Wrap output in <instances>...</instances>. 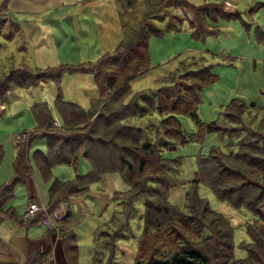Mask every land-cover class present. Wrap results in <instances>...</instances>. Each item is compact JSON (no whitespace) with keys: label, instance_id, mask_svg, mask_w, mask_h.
<instances>
[{"label":"rangeland","instance_id":"rangeland-1","mask_svg":"<svg viewBox=\"0 0 264 264\" xmlns=\"http://www.w3.org/2000/svg\"><path fill=\"white\" fill-rule=\"evenodd\" d=\"M188 1L194 5L206 2L210 11L203 23L213 32L194 36L193 27L189 24V20L194 17L193 10L187 8L180 12L176 0H133L129 7L123 5V0H0V81L10 70L18 67L31 72L58 64L82 63L93 64L94 67L105 51L110 54H129L131 41L127 40L133 39L136 32L139 34L142 29L150 30L153 27L163 30L161 34L149 36L147 49L150 68L145 75L131 80L132 94L123 98L126 102L138 93L136 98L141 103L140 93L145 92L153 109L142 116H130L125 123L142 130V143H167L161 146L160 151L162 159L171 166L167 177L174 182L168 188L167 199L181 210H187L186 192L192 185L199 156H207L212 148L226 154L228 158L240 153L259 156L258 151L253 154L245 144L255 132L258 138L264 135V37L259 40L255 37L259 33L256 28L264 33V0H227L228 4L225 0ZM216 6L222 7V11H216ZM178 16L182 17L181 21ZM169 21L178 23V28L165 29ZM121 39L126 43L116 48ZM203 66H211L210 71L216 72L217 78L213 82L201 83L196 113L201 121H215L219 129L200 134L198 123L191 115L170 113L178 119L181 134L166 136L160 127L165 115L155 111L157 90L173 85L178 80L180 87H185L181 81L197 83V76L184 74ZM107 69L112 70L113 66ZM53 71L55 69L50 72ZM177 84L161 89L162 94L182 92ZM57 89L64 100L78 104L85 111L91 110L83 119L84 124L89 123L90 126L96 117L95 113L129 112L123 107L119 109L117 92L107 91L99 98L98 87L93 74L89 72L64 71L59 81L46 78L31 85L11 84L0 92V177L11 169V157L17 151L15 141L26 142L31 133L28 130H35L36 123L30 108L33 103L45 101L54 120L49 126H42L36 134H44L52 127L59 128L61 120L54 104ZM187 95L194 97L192 91ZM178 98L182 102L183 98ZM231 98L244 104L240 113L233 112L231 108L226 109L225 104ZM111 99L117 101L112 103ZM227 113L237 114L239 121L230 120ZM102 122L96 121L94 127L105 135L104 141L93 142L91 147L103 149L93 155L104 160V154L110 147L108 137H111V130L104 132ZM257 146L264 150V142ZM22 148L27 149L26 145ZM35 149L45 151L44 138H34L27 150L30 171L35 175L42 204L62 201L65 210H71L76 205L64 225L75 234L71 243L76 246L79 264H132L137 240L143 235V195L146 199L151 198L150 189L143 195L135 192L130 195L132 189L120 173L107 171L80 191L64 194L55 189L49 197V188L56 180L75 181L77 175L90 170L91 164L79 152L75 164L56 163L44 178L33 158ZM220 156L223 164L228 163L225 157ZM105 164L110 167V164ZM239 165L237 169L243 172V180L250 183L247 187L251 197L262 196L256 203L259 213H256L258 216L255 221V213L245 205L235 208L226 200H220L203 182L193 183L196 193L207 201L210 209L230 219L232 253L236 259L247 255L242 244L251 240L245 225L253 220L252 225L264 227V187H252V184H258L254 175L257 171L246 164ZM151 183L153 187L157 186V183ZM17 187L22 194L17 192ZM11 194V202L17 208L24 207L28 201L25 184H15ZM44 195L47 197L44 198ZM199 217L206 222L215 218L211 214ZM62 218L53 223L56 224ZM216 223L222 224V221H212L211 227L215 228ZM168 225V231L173 230L171 224ZM187 228L190 231L183 233V238H186L185 235L190 237L186 238L188 243L206 251L211 264H237L233 258L226 259L219 255L216 243L220 239L215 230L205 229L204 236L198 238L194 230L201 228L194 224ZM156 230V227H151L150 236Z\"/></svg>","mask_w":264,"mask_h":264},{"label":"trees","instance_id":"trees-1","mask_svg":"<svg viewBox=\"0 0 264 264\" xmlns=\"http://www.w3.org/2000/svg\"><path fill=\"white\" fill-rule=\"evenodd\" d=\"M123 1V4L128 7L133 4V0ZM176 1L179 2V9L189 8L193 10L194 17L189 20V24L193 27L194 36H204L206 33L213 32L203 23L205 16L210 11V7L206 2L194 5L188 0ZM214 9L218 12L222 11V7L220 6H216ZM178 19L181 21L182 17L178 16ZM177 24L169 21L165 29L178 28ZM162 31L161 29L153 27L150 30L142 29L139 34L136 32V36L133 39L127 40V42L131 41L129 44V54H110L105 51L95 63H98V65L94 67L93 64L84 65L82 63L78 65L58 64L44 69L49 73L42 72L44 70L31 72L22 67L14 68L0 81V92L9 88L11 84L18 86L31 85L46 78H53L59 81L64 71L93 73L99 91V98L107 91L117 92V96H119L117 100L120 101L118 104L119 109L123 107L124 110H129V112H111L110 114L107 112L105 115V111L98 114L95 113L94 116L96 115V117L92 120V125L90 126L89 123L84 124L85 121L83 119L91 113V110L85 111L78 104L64 100L59 89H57L54 104L61 124L59 128L52 127L46 133L41 134V136L46 137V149L45 151L35 149L33 151V158L44 178L50 174L52 166L56 163L75 164L79 152L90 162V171L77 175L76 180L72 183L66 181V183L61 185L65 194L84 189L88 183L96 180L101 173L107 171H118L120 173L132 189L130 195L134 194L133 192L143 195V193H146L150 189L151 198L147 197L146 199L143 195L145 199L143 235L137 240L138 244L132 264H211L210 256L206 251L193 243H188L186 238L190 237L185 235L186 238H183V235L190 231L187 227L192 224L197 228H201L200 230H194V235L198 238L204 236L206 233L204 231L205 229L208 231L211 229L215 230L220 239L216 243L219 255L224 256V258L229 259L231 257L237 264H264V227L252 225L255 219H257L258 215L256 213H259L256 203L262 196L259 194L254 198L251 197V191L247 187L250 183L243 180V172L237 169L240 167V163L254 168L257 171L254 175L257 178L256 181L258 184H252V187H264V175H262L264 172V150L257 146L264 142V135L258 138L255 132L249 136L245 144L253 154H256L255 151H258L259 156L251 157V155L240 153L233 158H228L226 154L219 152L216 148H212L207 156H199L192 185L189 191L186 192V199L188 201L186 206L187 210H181L174 204L169 203L167 199L168 188L174 183L166 174L171 169V166L160 156L161 146L167 143L162 141L142 143L140 141L142 130L129 123H125L128 117L133 115L142 116L153 109V105L150 103L145 92L140 93L141 103L136 98L138 93L133 94V97L131 96L129 98H132L130 102H128L129 99L126 102L123 101V98L132 94L131 80L146 73L149 68L147 47L150 34H160ZM258 32L264 34L260 29H258ZM124 43L126 41L121 39L117 43L116 48L122 46ZM111 66H113V69L108 71L107 68ZM210 67L203 66L198 69L189 70L184 74L197 76V83L188 84L181 81L185 87H180L177 84V82L180 83V80H178L173 85L164 86L157 90L158 102L155 106V111L157 110L159 113L165 115L160 121V127L166 136H179L181 134L178 119L170 113L191 115L194 121L198 123V131L200 130V134L205 131L219 129L215 121H201L196 113L200 90L202 89L201 83L213 82L217 78V73L210 71ZM53 69L55 71L50 72ZM176 84L182 92L178 94L172 93L173 95L169 92L162 94L161 89L174 87ZM190 91H192L194 97L187 95ZM178 97L183 98L182 102L179 101ZM117 100L111 99L112 103ZM225 106L226 109L231 108L233 112L238 114L242 111L244 104L235 98H231ZM30 108L36 127L49 126V123L54 122L50 114V109L45 101L35 102ZM237 114L227 113V116H230L229 119L232 121H239ZM98 120L103 121L104 132H108L107 129L111 130V137H108L110 147L104 154V160L93 155L104 150L91 147L94 144L93 142L100 143L104 141L105 135L97 132V127H94ZM124 130L127 133H123ZM38 131L39 129L36 128L34 131H29L31 133L26 142L21 143L18 140L16 141L17 151L13 158L14 174L8 182L2 185L1 196L10 193L17 182H25L28 178L30 164L27 150L32 140L40 136L36 134ZM199 133L197 136L200 135ZM121 134H124L125 137ZM257 138V142H254ZM118 140L125 141L119 142ZM25 145L27 149L24 150L22 147H25ZM256 146L258 149H256ZM219 154L225 157L228 163L223 164ZM103 161L110 164V167ZM151 182L157 183V186L153 187ZM197 182H203L208 185L220 200H226L233 207L237 208L245 205L252 213H255L254 221L252 220L245 225L246 232L251 239L250 242L242 244L247 251L245 257L236 259L233 256L232 226L230 219L222 213L210 209L207 201L203 197L198 196L193 186V183ZM58 184L60 183L56 181L54 188ZM49 206L51 205L49 204ZM197 214L199 216L202 214H211L215 218H210L206 222L201 220ZM217 219H220L222 224L216 223L214 224L215 228L211 227L212 221ZM168 224H171L173 230L168 231ZM151 227H156L157 230L150 236L149 230ZM68 249L70 250L72 261H77L76 246L72 244V247L69 246Z\"/></svg>","mask_w":264,"mask_h":264},{"label":"crops","instance_id":"crops-1","mask_svg":"<svg viewBox=\"0 0 264 264\" xmlns=\"http://www.w3.org/2000/svg\"><path fill=\"white\" fill-rule=\"evenodd\" d=\"M225 2L226 4L229 3L227 0H225ZM255 37L257 40L263 39L264 34L259 33L255 35ZM146 73L142 74L141 76L145 75ZM35 128L41 130V128L36 126ZM39 137L44 138L46 147V137L41 135ZM14 154L15 153H13L11 157V169L6 172V175L0 177V192L2 190V185L8 182L14 174ZM34 176L35 175L30 171L25 182L21 181L16 183L25 184V192L27 194L28 201L24 204V207L17 208L15 204L11 202V199L13 198V195L11 194L13 188L10 193H7L4 196L0 195V264H79V260L75 262L72 261L70 250L68 249L69 246L72 247L71 240L75 238V234L72 232V230L66 229L67 227L64 225L71 212L75 210L76 205H74L71 210H65L62 220L56 222V224L53 223L51 226L44 224L37 217L26 218L23 215L24 209L30 199L36 200L40 206L46 207L48 210L62 202L59 201L50 203L49 201L48 205H43L42 198L37 193L36 180ZM56 181L60 184L54 188V183H56ZM56 181L51 186L53 189L49 188V197L55 191V189H58L61 193H64L61 185L66 183V181ZM69 181L70 183L74 182L72 180ZM16 190L22 194L19 187H17ZM45 197L47 196L44 195V198ZM49 204L51 206H49ZM70 231L72 234L69 233Z\"/></svg>","mask_w":264,"mask_h":264},{"label":"built area","instance_id":"built-area-1","mask_svg":"<svg viewBox=\"0 0 264 264\" xmlns=\"http://www.w3.org/2000/svg\"><path fill=\"white\" fill-rule=\"evenodd\" d=\"M182 10H180L181 12ZM56 124V123H55ZM65 213V208L63 202L58 205L53 206L48 210L46 207L40 206V204L34 200L30 199L26 205L23 215L26 218H39L44 224L51 226L55 220H59L63 217Z\"/></svg>","mask_w":264,"mask_h":264}]
</instances>
